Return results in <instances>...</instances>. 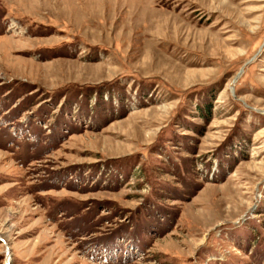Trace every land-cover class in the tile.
<instances>
[{"label": "rangeland", "instance_id": "obj_1", "mask_svg": "<svg viewBox=\"0 0 264 264\" xmlns=\"http://www.w3.org/2000/svg\"><path fill=\"white\" fill-rule=\"evenodd\" d=\"M0 264H264V0H0Z\"/></svg>", "mask_w": 264, "mask_h": 264}, {"label": "bare ground", "instance_id": "obj_2", "mask_svg": "<svg viewBox=\"0 0 264 264\" xmlns=\"http://www.w3.org/2000/svg\"><path fill=\"white\" fill-rule=\"evenodd\" d=\"M237 78H239V77H238V75L236 76V78H235V79H237Z\"/></svg>", "mask_w": 264, "mask_h": 264}]
</instances>
